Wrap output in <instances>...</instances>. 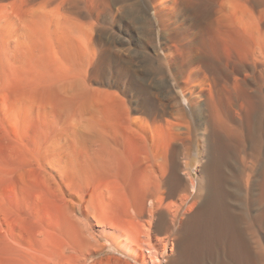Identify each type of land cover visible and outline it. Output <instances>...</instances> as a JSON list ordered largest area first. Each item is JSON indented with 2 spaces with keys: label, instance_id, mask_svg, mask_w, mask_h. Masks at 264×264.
<instances>
[{
  "label": "bare ground",
  "instance_id": "6f19581e",
  "mask_svg": "<svg viewBox=\"0 0 264 264\" xmlns=\"http://www.w3.org/2000/svg\"><path fill=\"white\" fill-rule=\"evenodd\" d=\"M34 1L0 0V264H187L193 248V264H208L215 247L218 264H264V0H252L258 16L232 15L244 21L252 57L217 60L203 36L193 48L174 41L167 54L176 82L192 69L209 77L223 112L201 118L202 92L187 96L186 86L188 108L171 93L137 99L124 89L125 108L148 113L165 133L158 144L142 118H116L111 140L102 132L107 118L51 117L64 112L66 94L87 86V77L74 81L73 67L86 43L50 13L29 19L44 5ZM72 1L88 17L90 2L102 0H84L87 11ZM78 182L93 185L80 205Z\"/></svg>",
  "mask_w": 264,
  "mask_h": 264
},
{
  "label": "rangeland",
  "instance_id": "374dc122",
  "mask_svg": "<svg viewBox=\"0 0 264 264\" xmlns=\"http://www.w3.org/2000/svg\"><path fill=\"white\" fill-rule=\"evenodd\" d=\"M82 3L81 6L87 11L84 0ZM41 4H44L43 10L37 11L40 16L34 13L30 18L27 17V23H30L29 19L33 20L32 17L34 19H40L41 15L50 13L51 18H55L56 22L61 25L68 24L73 27L74 35H78L77 37L80 36L81 38L83 37L86 43L84 50L79 47V49L76 50L74 59L77 65L73 63V67L75 68L76 74V79L74 81H79L80 79L78 80V78H80V76L82 79L87 77L85 78L87 86L84 91L76 89L73 93L69 92L68 94H72L71 97H74H72L73 100L66 94L62 99V109L64 112L67 110V113L61 112L62 117L58 115V113L56 116L52 113L53 115L51 117L107 118V123L102 127V132L104 135L109 136L111 140L116 138L119 134H117L119 129L115 128V125L118 124L116 118H142L141 122L147 127L148 133L151 135V142L153 141L152 144H158V142H160L158 140L156 141L158 135L159 137L165 136V133H163V135L160 133V130L159 132L158 130L156 131V127L150 120L152 116H149L148 113H136L132 111L129 101L130 104L128 107L130 111L127 110L128 108H125L127 106L123 104L124 98L126 100L129 96L124 94V89L129 87L131 91L130 96L135 97L137 95L135 97L137 99L155 95V97L161 98L162 100H167L171 93L173 96L178 97V100H182L184 106L188 108V103L183 99L185 97L184 92H182V87L186 86L188 89L187 96H190L189 88L194 89L196 92H202L200 102V107L202 109L201 118H208L209 115H213L216 111H218L217 113L221 110L223 112L224 107L221 103L222 99L219 97V89L209 80V77L202 74L200 71H193L192 69V73L188 74L189 76L185 74L182 76L181 80L177 79L176 82L174 77L170 75L172 74L171 72L174 71V66L170 67L168 63H166L167 56L173 51L172 45L175 42L183 44L189 43L191 44L190 47L193 48V45H197L198 41H200L198 43L201 44V41H205V39L207 41L206 45L209 44L212 50H215L216 54H214L216 59L218 57L217 60L230 62V60L234 61L246 53L250 55L253 46L251 48L248 46L244 39L243 32L238 28V25H240V23L244 24V21L242 22L240 20L238 24V22H235V18L233 19L234 16L232 15L236 14L237 17L238 15L242 17L246 14L248 17L250 14L248 11L250 10L254 12L256 16H258L257 13H259L251 6L253 5L252 0H102L93 3L95 5H92L90 2V7L88 8V13L90 15L88 17L84 16V14H76L72 0H36L31 3L33 6H41ZM238 4L239 8L240 5H242L241 8H244L243 6H245V8L247 7V10H245L248 14L245 13L244 9H242L244 10V14L240 12L241 9L239 11V8H237ZM214 6L217 8H215L217 11H215V13L217 14L214 13ZM221 10H223V12L218 13V11L221 12ZM204 16H206L207 19ZM225 16H227V18ZM214 18L215 21L213 22ZM80 26H83V28ZM211 27L212 30L210 29ZM81 28L83 30H81ZM202 36L205 39L200 38ZM200 44H198L197 47L200 46ZM209 45H207V47H209ZM168 48L169 50L171 49L170 52ZM203 48L199 47V50L202 51L204 50ZM250 57H252V55H250ZM19 58L22 61L25 60L24 57ZM20 64L22 63L20 62ZM76 92H78L77 95ZM81 92L86 96L83 94L82 98ZM209 95L210 98L208 97ZM83 100L87 102L80 107V103ZM199 116L200 115H198V117ZM108 118H113L114 120L108 121ZM91 148L90 150L92 151L93 148ZM191 156V169L195 177L198 178V168L201 162L196 152L193 150V147L191 148ZM113 172L116 173H113L114 178L116 177L115 179H118V176H121V174L124 175L121 168ZM117 172L119 174H117ZM121 179H123V177ZM77 184L79 185L75 186L74 195H72V197H74L77 205H80L81 198L87 197L90 194L93 185L86 184L85 182H78ZM227 241L228 238L225 239V243ZM217 248L218 247H215L213 249L214 252L209 254L210 257H208V255L206 256L208 258V264H213L212 262L218 264L216 260L220 251L217 254ZM196 249L186 250V263L191 262L190 264H193L194 261L198 260L199 251ZM191 250H193V252H191ZM104 253L105 251L95 257L98 258L104 255ZM209 258L211 259L209 260ZM138 264L141 263L138 262Z\"/></svg>",
  "mask_w": 264,
  "mask_h": 264
}]
</instances>
